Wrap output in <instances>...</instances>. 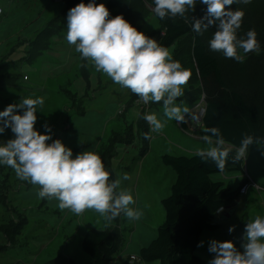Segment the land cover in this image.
Here are the masks:
<instances>
[{
	"label": "rangeland",
	"instance_id": "1",
	"mask_svg": "<svg viewBox=\"0 0 264 264\" xmlns=\"http://www.w3.org/2000/svg\"><path fill=\"white\" fill-rule=\"evenodd\" d=\"M107 1L108 0H100L98 4L103 3L106 5ZM10 2V0L0 1V3L5 6V8H7V14H4L0 21V37L2 36L1 34H5L7 31H10L11 24H14L15 26L13 32L14 34L11 33L10 36H12L9 39H6L10 42L8 47L6 44L7 50L4 52H8V56L5 58H0V64L2 65L0 72L2 73L1 76H3V81L0 82V87L3 86L0 89V111H3L9 104H18L23 98L35 99L42 97L44 99V103L43 105L37 106V122L35 124V129L41 134H45L47 131L45 125L50 126L52 140L60 139L65 145H67V147L72 150L73 158H75L77 154L84 151H91L94 153L98 151V155H100V153L109 146L112 136L116 132L114 128L115 125H121L120 132H124L127 128L128 123L125 124L123 128L126 120L124 115H122V113L126 111V107H128L127 111L129 110L131 113H135L136 108H133L130 104L136 105L141 114L138 117V120L136 122L133 121L130 126H132L134 129L136 126H138L142 136L140 131H138L136 134L126 132L124 135H119V139H129L131 143L118 142L116 147H114L115 152L112 159L110 160L111 166L108 168V172L110 173V176H112L110 177V181L114 180L113 164L118 161L123 154L125 155L127 153L124 151L125 145H131L137 142L140 145L141 151L142 140L144 136L140 126H142V124L144 125L145 123V120L143 119V116L145 115L143 112L146 111L145 103L141 99L137 101L139 98L133 102V100L130 99L131 91L129 89L114 83L111 78L102 72L96 71L91 61L86 63H82L81 61L79 63L78 59L75 61V56H73L74 59L69 61L68 57H70L69 55H71V53L68 54L65 59H60L58 57L55 58L53 55H51L50 51L46 50H41L39 53H34L31 44L36 41L37 35L39 34L36 33V31L41 32L43 27H45L50 20H52L55 16L60 14L63 9H65L64 2L59 0H16L17 5L23 3L24 7L28 6L29 11H26V13L28 12V17L33 14V11L36 13L34 16H38V18L41 17L39 19L38 27H35L37 28L36 31H34L35 33L32 32L28 33L27 35H23L24 38H27L26 42L31 40V43L27 44L24 42L20 43V45H17L16 43V41L18 42L19 39H15V41H13V37L17 34L15 32L18 30L17 28L21 26V24L23 28H27V25L24 21L23 23L20 20H12L11 23L8 22L9 19H12L16 16L15 13H11L10 7L8 8L7 6V4ZM251 2L254 3V5L252 3H244V1L240 2L244 8H247L243 9L244 18L245 21L250 19L252 12L249 10L253 11L255 9L258 12H262L258 16L257 23H255L252 29H254L257 33L258 38H262V43H264V0H251ZM144 4L147 8V10L146 8H143V13L146 15V17L141 18V20L138 22L140 23L139 28L145 35L155 39L158 42L162 33L159 19L153 11L154 6L147 2H144ZM131 13L132 9L130 4H128L126 20L132 25L133 22H131ZM23 28L17 35L23 34ZM212 29L216 31V28L212 27ZM65 31L67 32V29ZM240 34L241 33L237 31L238 39L241 36ZM52 38L53 37L50 38L51 41ZM190 42V38H185L181 44H190ZM173 49V47L168 48L170 53H172ZM186 49L189 51L188 48ZM214 52L217 54L219 53L221 57L225 58L222 59V61L225 66L228 67L230 63L228 60L229 58H226L222 52ZM75 53L77 52L75 51ZM259 54L260 52L258 54L255 53V55ZM241 55L244 56V60L247 58V54L241 53ZM187 59H189V57H186L184 61L188 62ZM248 59L249 57L247 58V61ZM60 61H64L67 64H74L68 69H60L57 66ZM250 62H252L251 72L253 77L251 79L240 78L241 84L238 86V88L242 90L244 94L249 99L253 100L259 107L264 130L263 54L262 56L251 57ZM84 68H86L90 74L88 81L86 79L87 74L83 72ZM186 69L191 72L189 67ZM225 72L228 76V72ZM195 75L197 77V74ZM38 78L43 79L46 83L40 84L37 82ZM232 78L238 82L234 75ZM99 79L103 80L101 82V87L96 90H92L84 98V104L88 109L85 115L87 117L89 115L87 113H91L88 117L94 122V125L91 128L78 125L77 128L78 130L81 129L80 131L82 133H78L76 130L65 129L64 122L67 120L69 113L72 114L74 120L75 118L83 116L78 114L79 109L72 105L73 103L68 95L69 90H77V84L81 87V83L84 80L87 86H92L93 82L96 86H98ZM10 82H12V85H14L11 86ZM184 87L187 89V85ZM78 99H76L74 102H76ZM176 103L181 104L182 107L186 106L184 101H176ZM126 104L127 106L125 107L124 105ZM201 105H204L203 98L195 107H192L190 113H199ZM156 108H159L160 111H163V105H159ZM156 108H152V110H148L147 112L157 113ZM22 112L23 110H19V114H22ZM80 112L84 111H79V113ZM96 113H107L106 116L103 117V122H101L102 118L96 119L95 121L93 120V116L98 115ZM112 115L114 116L111 120L109 117ZM107 119L110 120L109 123H106ZM74 120L71 117L70 122ZM168 123L169 125L163 128L161 132H151L150 125L148 124L151 135L150 143L153 145V150L145 155L146 162L143 166V176L148 170V180L152 189H155V187L158 186L160 194H164L166 196L171 194L170 188L175 182L177 174L174 175L173 171L174 173L176 171L171 166L166 165L162 161V155L166 153L173 155H191L201 149H206L209 147V145H207L202 139L204 135H202L200 132V128L193 131L191 127H187L186 129L182 128L175 120H168ZM130 126H128L129 129H131ZM86 128H90V130H87ZM192 132H198L199 135ZM84 135L85 145L79 148L78 146L83 144ZM94 135H96V138H94ZM67 137L69 138L66 139ZM14 138L15 137L11 132V129H7L3 135H0V143H5L7 140ZM51 142L52 141H49V143ZM229 145L230 144L226 143V146ZM137 154L138 149L131 148L130 153L127 154L125 159L130 157L131 160V158ZM139 164L140 162H138V165ZM3 166L5 165L0 164V168ZM121 166L116 169L117 172L124 171ZM139 168L141 169L142 166L139 165ZM124 175V172L119 173V177H123ZM214 178L224 180L226 185L231 189L237 188L245 178L249 179V185L246 187L245 191L241 195L237 204L230 211L229 215L226 213V211H222L220 213L218 218L220 221L219 226L217 228H207L204 230L201 239V241L204 243L202 247L198 248L197 254L205 258L207 261L211 260L215 255L214 253H210L208 251L209 241L213 239L221 242L231 240L234 242L237 249L243 252L241 244L243 242L242 238L246 224L253 221L257 216L264 218L263 143L261 142L258 147L253 145L249 148L248 154L246 158H244L243 170H227L226 172L217 174L214 176ZM121 184H126L127 187L130 186V183H126V180H121ZM127 187L126 189L128 190L129 187ZM130 194L132 195V193ZM151 200H154V198H152V194ZM151 207L152 218L148 219L142 217L141 220L129 219L122 213L119 217L109 221L91 209L87 210L85 215H75V213L71 212L69 219L75 215L74 219L66 221L65 224L62 225L59 234H57V228H55L56 225L49 223L45 224L43 227L39 226L40 224L36 221L37 216L33 215L36 211V207L34 206L33 210L28 215L31 220L25 229L22 230L21 234L17 237L14 246H10V239L5 234V231H3L4 222L0 223V264H7L9 262H20V264H43L44 262L55 258L60 253L76 258L77 261H79V264H92L93 262L91 255L85 252L82 247L83 234L84 230L86 229L85 225L87 222V224L94 225V227L100 229H106L108 226H110V229L113 230L117 235L121 232L119 225L121 227L122 224V227L124 228L123 235L126 239L123 241L126 243L123 245V249L120 252L122 258L126 257V255L134 253L139 260L131 261L130 263L132 264H160L159 260L145 262L141 261L139 257L140 249L143 246L148 245L156 237L157 229L163 223L166 217L165 208L163 212V210L159 211L157 206ZM63 214L66 216L65 213ZM52 216L55 217L54 215H49L50 218ZM83 216L85 218H83ZM232 226H235V230L232 233H229L228 229ZM4 236L7 237V240L9 241L8 244H6V239ZM139 246L142 247L139 249ZM119 257V255L114 256V264H120V261L122 262V259H119Z\"/></svg>",
	"mask_w": 264,
	"mask_h": 264
},
{
	"label": "clouds",
	"instance_id": "2",
	"mask_svg": "<svg viewBox=\"0 0 264 264\" xmlns=\"http://www.w3.org/2000/svg\"><path fill=\"white\" fill-rule=\"evenodd\" d=\"M234 2L200 0L207 6L206 13L200 18L193 16L191 28L202 34L215 26L210 49L242 63L244 56L238 50L258 54L260 44L254 29L246 33V38L238 39L244 12L233 11L229 6ZM154 5V13L161 19L184 17L189 9L195 10L196 0H154ZM66 40L75 46L82 59L92 62L96 71L138 95L145 104L162 102L167 120L187 122L189 109L176 101L184 95L191 72L173 59L167 47L138 31L122 15L110 17L105 4H96L94 0L79 3L68 12ZM43 103L42 97L23 98L0 111V135L11 129L15 137L0 143V164L12 168L20 180L38 185V197L55 198L61 210L80 215L91 209L109 221L122 213L129 219H140L143 212L130 207L135 204L133 196L121 189V179L110 181V173L97 153L84 151L73 158L72 150L60 139L52 140L50 126L45 125V134L35 129L37 106ZM19 110H23L22 114ZM143 119L151 132H160L165 127L155 113L145 114ZM206 132L210 135L202 139L209 147L199 150L197 156L202 163L211 162L219 171L226 168L230 156L232 163H238L246 158L251 146L258 147L261 143L258 138L244 134L239 147L226 146L219 128L210 127ZM144 138L150 140L151 135L145 133ZM122 179L130 177L125 174ZM234 230L235 226L228 229L229 233ZM242 240L243 252L231 240L209 241L208 251L215 255L208 264H264V218L257 216L248 222Z\"/></svg>",
	"mask_w": 264,
	"mask_h": 264
},
{
	"label": "trees",
	"instance_id": "3",
	"mask_svg": "<svg viewBox=\"0 0 264 264\" xmlns=\"http://www.w3.org/2000/svg\"><path fill=\"white\" fill-rule=\"evenodd\" d=\"M59 1L65 3V9L38 34L36 41L31 44L34 53H39L41 50H46L50 47V38L63 26L71 8L79 3L88 4L93 2V0ZM99 1L94 0L96 4ZM241 1L244 0H236L229 7L233 11L247 9L240 4ZM144 2L155 7L154 0H108L105 6L109 9L110 17L122 15L126 19L127 7L130 4L132 26L141 32L140 23L138 22L141 18L146 17L143 13V8H146ZM250 3H252L251 0H249L248 4ZM252 4L254 5V3ZM206 7V5L200 3V0H196L195 10L189 9L184 17L177 16L161 19L157 16L162 28L158 43L167 48L174 46L175 56L173 59L179 61L184 69L189 67L192 72L188 82L189 91L183 97V100L191 107H195L203 98L205 113L200 127L202 135H210V133L206 132L207 128L217 127L226 143L230 145L239 147L244 134L258 138L264 145L263 122L259 107L238 88L241 84L240 78L251 79L253 77L251 57L262 56V54L264 56L262 38L257 37L260 44L259 55H255V52L248 53L246 56L247 58L249 57L248 61L246 58L242 63L229 58L230 63L226 67L222 61L225 58L210 49L209 42L215 32L212 27L205 30L202 34L195 33L191 28L193 16L196 18L203 17L206 13ZM249 11L252 12L250 19L245 21L243 16L242 25L238 29V32L241 33L239 39L246 38V33L249 30H253L252 27L257 23V18L262 13L255 9ZM213 27L215 28V26ZM185 38L191 39L190 44H181ZM238 51L239 54L243 53L242 50ZM186 57H189L187 59L188 62L184 61ZM225 71L228 72V76ZM195 74H197V77ZM233 75L238 82L232 78ZM86 79L87 81L89 80L88 77ZM2 81L3 76L0 75V82ZM131 97L130 99L133 102L139 98L134 93H132ZM128 126L124 132H115L109 146L99 155L107 171L111 166L110 160L114 155V147H116L117 143H131L129 139H119V135H124L126 132L136 134L134 128L130 126L131 129H129ZM182 126L185 129L187 128L185 123H182ZM140 127L143 131V136L145 133L150 134L146 121ZM137 129L138 133L140 128L137 127ZM140 134L142 136L141 131ZM149 148L150 140L143 137L140 154L145 155ZM162 160L176 171L177 177L171 187V194L162 200L166 211L165 220L157 229L156 237L148 245L140 249V260L145 262L159 260L160 264H208L205 258L197 254L198 244L201 242L204 230L219 226L220 221L218 218L220 213L226 211L229 215L249 184V179L245 178L237 188L231 189L224 180L216 179L214 176L231 169L243 170L244 159L238 163H232L230 156L223 171H219L211 162L202 163L197 156V152L191 155L166 153L162 156ZM2 183H5L4 180ZM4 193L5 189L2 188L0 190V202L5 199ZM221 208L222 211H218ZM23 224L22 221L15 225L13 229L6 228L4 225L3 231H5L12 243L21 234ZM120 231L119 236L109 228H89L85 232L82 247L85 252L91 255L92 264H114V256L122 251V247L125 244L123 242L125 239L123 230ZM129 258L125 264H132L130 263L131 258ZM46 264L79 263L76 259L60 253Z\"/></svg>",
	"mask_w": 264,
	"mask_h": 264
},
{
	"label": "crops",
	"instance_id": "4",
	"mask_svg": "<svg viewBox=\"0 0 264 264\" xmlns=\"http://www.w3.org/2000/svg\"><path fill=\"white\" fill-rule=\"evenodd\" d=\"M10 1L11 2L8 3L7 6H8V8L10 7L11 13H15L16 16L12 19H9L8 22L11 23L12 20H14V21L20 20L22 22L24 21L27 25V28H23V26L21 24V26H19L17 28L18 30L17 31L15 30L16 31L15 33H17V34L20 33L22 28L24 30L22 35L16 34L13 37V41H15V39H19V41L18 42L16 41V43H17V45H20V43L26 42V39H27V38H24L23 35H27L28 33H32V32L35 33L34 31H36V29H37L35 27L36 26L38 27L39 19L41 17L38 18V16H34L36 14L34 11H33V14L28 17V12L26 13V11H29L28 6L24 7L23 3L17 5L16 0H10ZM6 9L7 8H5V6H3L0 3V21L3 17V15L7 14ZM35 9H36V7H35ZM57 16H55V17H57ZM22 22H20V23H22ZM49 22L47 23V25L49 24ZM14 27H15L14 24H11L10 31H7L8 33L6 32L5 34H1L2 36L0 37V58H5L8 56V52L4 53V52H6L8 45H10V42L7 41L6 39H9L12 36V35L10 36V34L14 32ZM66 29H67V19L63 23V26L60 29H58V32L53 36L52 41L50 43V47L48 49H46V51H50L51 55H53L55 58L58 57L60 59H65V57L71 53V55H69L70 57H68L69 61L74 59L73 56H75V61H76V59H78L79 63L81 61H82V63L88 62V60L82 59L79 53H75V46L74 45H70L67 42V40H66L67 32L65 31ZM36 33H40V32L36 31ZM37 37H38V35H37ZM30 41H27L26 43L30 44L31 43ZM6 44H7V47H6ZM15 44H13V45H15ZM172 47L174 48V46H172ZM171 55L174 58L175 48L173 49ZM73 64L72 63L67 64L64 61H60L57 66L60 69H68ZM1 66L2 65L0 64V68H1ZM83 72L85 74H87L88 78H90V74L88 73L86 68L83 69ZM1 74L2 73L0 72V75ZM102 81L103 80L99 79V85L96 86L92 80V82H93L92 86L91 85L87 86L86 82L84 80L81 83V87L77 84V86H78L77 90H69L68 95H69L70 100L73 103L72 105L76 106L77 109H79V111H84L85 113L84 112L79 113V111H78V114L83 115V116H80L79 118H75V120H74V117L72 116V114L69 113L67 120L64 122V128L65 129L76 130V132L80 133L81 129L78 130V128H77L78 125L79 126H87L90 128L94 125V122L91 119H89V117H88L91 113H87V114H89L87 117L85 115L86 111L88 109L86 108V105L84 104V98L92 90H96V89L100 88ZM37 82H39L40 84L46 83L41 78H38ZM10 85L13 86L14 84L12 85V82H10ZM2 87L3 86H1L0 89ZM189 87H190L189 83H187V89H186V87H184V95L182 97L178 98L177 101H184L183 97L189 91ZM131 96H132V92L130 93V98H131ZM76 99H78V100L76 102H74ZM184 103L186 104V107L190 111L192 109V107L190 105H188V103L186 101H184ZM159 105H163V103L162 102H159V103L149 102V103L145 104L146 111L143 113L151 114V113H148L147 111L152 110V108H156ZM124 106L126 107L127 104ZM132 107L136 108L135 113H131L129 110L127 111L128 107H126V109H125L127 111V113H126V111L124 113H122V115H124V118L126 120L124 125H123V128H124L125 124H127V123H128V125H130V124H132L133 121L136 122L138 120V117L141 114L136 105H132ZM156 109H157V113H155V114L157 115L158 119H161L165 123V127L168 126L169 123H168V120L163 116V111H160L159 108H156ZM192 112H194V111H192ZM41 114H46V113H41ZM96 114H98V115H94L93 120L95 121L96 119L102 118L101 122H103V117L106 116L107 113H96ZM196 114L197 113H190L185 118L187 121L185 123L187 125V127H191V128L198 127V125L195 124ZM113 116L114 115L110 116L109 119L112 120ZM116 116H117V113H116ZM71 117L74 120L72 122H70ZM109 119L106 120V123L110 122ZM179 124L182 128H184L182 126V123H179ZM137 127L138 126H136L134 129V131L136 133L138 130ZM90 128H86V129L90 130ZM114 128H115L116 132H120L121 125L116 124ZM86 129H84V130H86ZM192 133L199 135L198 132L197 133L192 132ZM68 138L69 137H67L66 139H68ZM94 138H96V135H94ZM84 141H85V135H84V139H83V144L78 146L79 148L85 145ZM65 146H67V145H65ZM126 146H128V147H126ZM131 148L138 149V154L133 156L131 158V160H130V157L125 159V157H127V154L130 153ZM152 150H153V145L150 143L149 151L145 155H147ZM124 151L127 153L125 155L124 154L122 155V153H121V155H122L121 158L113 164L114 180L115 179L123 180L122 179L123 177H119V173H123V172H124V174H127L130 177V179L126 180V183H130V186H128L129 189L128 190L126 189V187H127L126 184L125 185L121 184V189L132 193L135 204L130 205V207L140 209L143 212L142 217L151 219L152 218V207L151 206H157L159 211L163 210V212H164L162 200L165 197H167L168 195L167 196L164 194L161 195L158 186H156L155 189H152V187L149 184V180H148V174H149L148 170L146 171V174L143 176V172H144L143 166L146 162V156L140 154V145L137 142H135L134 144H131V145L130 144L125 145ZM96 153L98 154L99 152L97 151ZM138 162H140L139 165L142 166L141 169L139 168ZM121 165H124V166H121ZM119 166H121L124 169L123 172H117L116 171V169ZM173 174L176 175V172L174 173V171H173ZM134 175H136V176H134ZM176 177H177V175H176ZM3 180L5 182L4 184L2 183ZM1 184L3 185V187ZM2 188L5 189V193H4L5 199H3L2 202H0V221H1L0 223L4 222V225L6 228L13 229V227L15 225H18L19 223H21L23 221L24 224H23L22 230H24L25 227L27 226V224L31 220L28 215L33 210L34 206L36 207V211L34 212L33 215L37 216L36 221L40 224L39 226L43 227L45 224H49V223H51L52 225H56L55 228H57L56 229L57 234H59V232L61 231L62 225H64L65 222L68 220H73L74 216L76 215L75 214L71 219H69L71 211L68 209L61 210L58 207V201L55 198H53V199H47V198L41 199V198H39L37 195V193L39 191V186L33 185L27 181L20 180L16 176L14 170L10 167L8 168V166H6V165L0 168V190ZM170 190H171V188H170ZM154 191H155V193H154ZM151 194H152V198H154V200H151ZM155 201H156V203H155ZM63 213H65L66 216H64ZM86 213H87V210L80 215H85ZM49 215H54L55 217L52 216L50 218ZM142 217L138 220H141ZM83 218H85V217L83 216ZM144 221H148V220H144ZM87 223L85 225L86 229L84 230V234L89 228H97V227H94V225L87 224ZM107 228L110 229V226H108ZM119 228H120V230H124V228L122 227V224H121V227L119 225ZM84 234H83V236H84ZM4 238L6 239V244H8L9 241L7 240V237L4 236ZM10 243H11L10 246L12 247V246H14L15 242L12 243V241H10ZM140 247H142V246H139V249H140ZM117 255L120 256L119 259H122V262L120 261V264H125L126 260L131 255H135V254L131 253L129 255H126V257H124V258H122L120 253ZM69 257H72V256H69ZM72 258H74V257H72ZM74 259H76V258H74ZM113 261H115L114 258H113ZM47 262H44L43 264H46ZM78 263H79V261H78ZM7 264H20V262H14V263L9 262Z\"/></svg>",
	"mask_w": 264,
	"mask_h": 264
},
{
	"label": "built area",
	"instance_id": "5",
	"mask_svg": "<svg viewBox=\"0 0 264 264\" xmlns=\"http://www.w3.org/2000/svg\"><path fill=\"white\" fill-rule=\"evenodd\" d=\"M139 100L140 99H138L137 101H139ZM199 111L200 112L196 114V118H195V124L198 125V127L191 128L193 131L197 130L202 125V118H203L204 113H205V105H201ZM130 258H131V261L139 260L136 255H131Z\"/></svg>",
	"mask_w": 264,
	"mask_h": 264
}]
</instances>
